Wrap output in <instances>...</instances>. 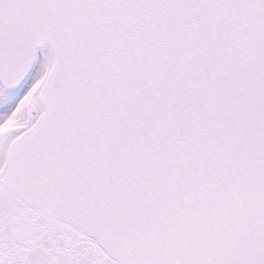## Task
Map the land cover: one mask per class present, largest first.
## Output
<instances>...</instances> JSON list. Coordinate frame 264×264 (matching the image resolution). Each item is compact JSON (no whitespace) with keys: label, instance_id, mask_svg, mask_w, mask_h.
<instances>
[{"label":"snow or ice","instance_id":"obj_1","mask_svg":"<svg viewBox=\"0 0 264 264\" xmlns=\"http://www.w3.org/2000/svg\"><path fill=\"white\" fill-rule=\"evenodd\" d=\"M0 264H264V0H0Z\"/></svg>","mask_w":264,"mask_h":264}]
</instances>
